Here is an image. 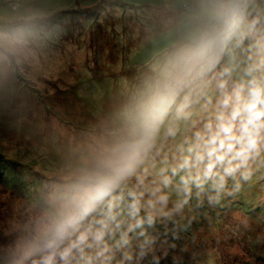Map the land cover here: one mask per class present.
I'll list each match as a JSON object with an SVG mask.
<instances>
[{"label":"clouds","instance_id":"1","mask_svg":"<svg viewBox=\"0 0 264 264\" xmlns=\"http://www.w3.org/2000/svg\"><path fill=\"white\" fill-rule=\"evenodd\" d=\"M65 2L0 9V82L40 62ZM146 25V70L69 123L55 157L37 160L39 193L11 223L0 216V264H140L158 220L194 198L218 204L264 164V0H152Z\"/></svg>","mask_w":264,"mask_h":264},{"label":"rangeland","instance_id":"2","mask_svg":"<svg viewBox=\"0 0 264 264\" xmlns=\"http://www.w3.org/2000/svg\"><path fill=\"white\" fill-rule=\"evenodd\" d=\"M17 3L0 0V9ZM151 3L66 0L49 25L40 62L0 82V216L9 223L39 193L43 169L37 160L55 157L66 126H84L146 70ZM252 168L235 195L218 204L204 196L199 207L194 198L183 218L158 220L148 232L171 242L151 234L156 244L140 264H157L153 257L158 264H264V164Z\"/></svg>","mask_w":264,"mask_h":264},{"label":"trees","instance_id":"3","mask_svg":"<svg viewBox=\"0 0 264 264\" xmlns=\"http://www.w3.org/2000/svg\"><path fill=\"white\" fill-rule=\"evenodd\" d=\"M155 227H153L152 229H154ZM155 232H156V236H160V237H162V238H164V239H166V240H169L165 235H163L161 232H159V231H155V230H153V231H151V232H148L150 235L151 234H155ZM226 236V235H225ZM229 239L231 240V237L229 236ZM170 241V240H169ZM171 242V241H170ZM247 262H244L243 264H246ZM249 264H252V262H248ZM222 264H224V263H222ZM225 264H227V263H225Z\"/></svg>","mask_w":264,"mask_h":264}]
</instances>
